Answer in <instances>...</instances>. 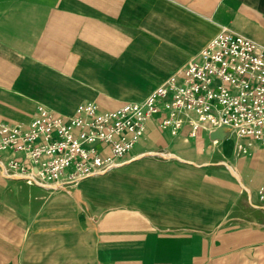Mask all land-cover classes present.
Instances as JSON below:
<instances>
[{
	"label": "crops",
	"instance_id": "1",
	"mask_svg": "<svg viewBox=\"0 0 264 264\" xmlns=\"http://www.w3.org/2000/svg\"><path fill=\"white\" fill-rule=\"evenodd\" d=\"M220 26L264 44V0H0V82L19 96L0 90V119L27 123L41 104L34 101L56 105L59 97L73 111L85 101L102 109L141 101ZM189 130L184 125L173 135L148 120L117 167L78 187L109 178L147 183L152 176L145 165L151 164L143 157L160 149L195 165L214 159L210 133ZM100 175L108 176L91 178ZM13 181L0 175V264H264V215L198 233L201 228L187 226L189 214H176L172 224L153 223L128 209L66 206L75 202L68 191L57 194L54 205L18 206V199L43 196L11 190ZM260 186L264 176L248 191L253 209Z\"/></svg>",
	"mask_w": 264,
	"mask_h": 264
},
{
	"label": "built area",
	"instance_id": "2",
	"mask_svg": "<svg viewBox=\"0 0 264 264\" xmlns=\"http://www.w3.org/2000/svg\"><path fill=\"white\" fill-rule=\"evenodd\" d=\"M150 119L173 135L188 125L191 135L219 131L264 151V44L220 26L141 101L113 109L85 101L68 115L37 104L27 123L0 120V175L42 188L73 186L117 167ZM258 199L254 207L264 211L263 186Z\"/></svg>",
	"mask_w": 264,
	"mask_h": 264
},
{
	"label": "rangeland",
	"instance_id": "3",
	"mask_svg": "<svg viewBox=\"0 0 264 264\" xmlns=\"http://www.w3.org/2000/svg\"><path fill=\"white\" fill-rule=\"evenodd\" d=\"M7 57L8 55L2 58V62L3 59L7 60ZM16 57L24 61L27 56L17 55ZM45 88L39 87V90L45 93L47 91ZM21 89L30 90L26 86ZM0 90L10 93L11 97L18 96L14 88L3 85L1 82ZM22 95V99H30L29 95ZM4 97L10 100V96L4 94ZM63 100L61 97L57 98L56 105L48 101L45 103L34 101L33 103H41L51 108L55 106L63 113H71L73 108L64 107L65 100ZM0 103H3L2 98H0ZM7 103L14 108L11 102ZM16 107L19 109V104ZM240 145L245 148L244 151L239 149ZM157 151L158 154L143 157L151 164L150 166L145 165L148 171L143 170L152 176L147 183L122 182L120 178H109L104 183L86 188L78 187L80 181L73 186L40 188L33 187L34 185L27 182L13 181L10 189L39 191L43 196L42 199H31L33 204L29 200L18 199L17 205L23 207L54 205L59 202L54 197L68 191L75 194V202L64 203L66 206H89L93 209L101 208L108 211L128 209L153 223L172 224L175 223L176 214L180 217L189 214L193 222L187 223V226H192V229L201 228L202 230L198 233L207 232V229H209L208 232H213L218 227L237 222L246 224L245 220L264 215L261 209L250 207L248 197V191H253V183L257 184L259 178L264 176V151L258 142L230 135L213 139L211 152L214 151L215 157L202 165L180 161L174 158V155L172 156L167 149ZM221 160L223 162H219ZM108 175L91 178L99 179ZM154 177L157 178L154 179ZM178 189L186 191L176 193ZM235 217L239 218L235 219Z\"/></svg>",
	"mask_w": 264,
	"mask_h": 264
},
{
	"label": "water",
	"instance_id": "4",
	"mask_svg": "<svg viewBox=\"0 0 264 264\" xmlns=\"http://www.w3.org/2000/svg\"><path fill=\"white\" fill-rule=\"evenodd\" d=\"M210 137H212V138H219V137H221V132H219V131L212 132L210 134Z\"/></svg>",
	"mask_w": 264,
	"mask_h": 264
}]
</instances>
